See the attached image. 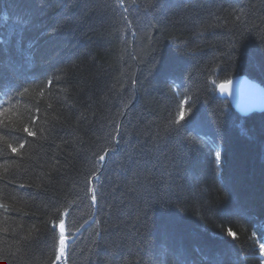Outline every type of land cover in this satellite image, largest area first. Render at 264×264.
I'll list each match as a JSON object with an SVG mask.
<instances>
[{
    "label": "trees",
    "instance_id": "trees-1",
    "mask_svg": "<svg viewBox=\"0 0 264 264\" xmlns=\"http://www.w3.org/2000/svg\"><path fill=\"white\" fill-rule=\"evenodd\" d=\"M243 75L264 0H0V264H260Z\"/></svg>",
    "mask_w": 264,
    "mask_h": 264
},
{
    "label": "water",
    "instance_id": "water-1",
    "mask_svg": "<svg viewBox=\"0 0 264 264\" xmlns=\"http://www.w3.org/2000/svg\"><path fill=\"white\" fill-rule=\"evenodd\" d=\"M119 1L122 2V0ZM217 94L242 117L264 113V87L246 75L221 82L217 86Z\"/></svg>",
    "mask_w": 264,
    "mask_h": 264
},
{
    "label": "rangeland",
    "instance_id": "rangeland-1",
    "mask_svg": "<svg viewBox=\"0 0 264 264\" xmlns=\"http://www.w3.org/2000/svg\"><path fill=\"white\" fill-rule=\"evenodd\" d=\"M218 151H219V150H218ZM219 153H220V151H219ZM217 158H220V154H217ZM61 227H62L61 229L64 230V228H63L64 226L62 225ZM66 243H67V241L64 242L65 246H66ZM65 255H66V254H65Z\"/></svg>",
    "mask_w": 264,
    "mask_h": 264
}]
</instances>
